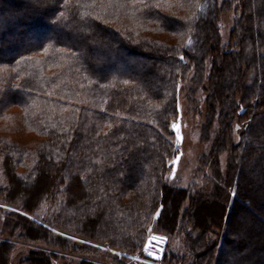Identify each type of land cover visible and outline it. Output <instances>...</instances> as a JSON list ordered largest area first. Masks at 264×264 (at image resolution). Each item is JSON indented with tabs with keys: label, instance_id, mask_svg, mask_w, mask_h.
Returning a JSON list of instances; mask_svg holds the SVG:
<instances>
[{
	"label": "trees",
	"instance_id": "16d2710c",
	"mask_svg": "<svg viewBox=\"0 0 264 264\" xmlns=\"http://www.w3.org/2000/svg\"><path fill=\"white\" fill-rule=\"evenodd\" d=\"M263 2L239 0L245 15L232 31L239 29L238 37L230 39L239 45L238 53L225 51L223 65L212 63L214 72L207 74L206 57L222 43L217 17H210L221 9L218 0H69L67 5L65 0H0V122H6L0 129V264H10L15 244L9 236L15 233L50 246L32 252L29 264H53L69 249L105 255L95 243L129 251L153 214L162 226L185 223L178 216V197L189 190L169 184L167 172L177 154L171 122L178 116V83L188 80L194 67L192 91L209 78V120L218 99L229 111L224 132L236 118L247 123L240 140L243 157L230 158L222 222L235 230L242 224L235 218L246 215L264 230ZM61 12L65 15L58 19ZM164 33L178 41L162 40ZM241 56L249 63L259 59L250 78ZM229 87H239V100ZM235 159L258 165L259 182L252 185ZM192 222L200 229L205 221L193 215ZM163 230L171 238L172 232ZM108 233L109 241L98 237ZM185 234L184 262L170 254L162 261L215 264V254L203 260ZM228 239L220 237L214 248L224 242L226 249ZM246 245L245 238L232 243L222 256Z\"/></svg>",
	"mask_w": 264,
	"mask_h": 264
},
{
	"label": "rangeland",
	"instance_id": "374dc122",
	"mask_svg": "<svg viewBox=\"0 0 264 264\" xmlns=\"http://www.w3.org/2000/svg\"><path fill=\"white\" fill-rule=\"evenodd\" d=\"M218 5L221 6L220 11L218 10V12H216V16L210 17H217L215 20L219 27L222 43L219 45L217 52L213 49L206 57L207 59L204 63L206 65L207 74L209 70L210 72L212 71V73L214 72L213 68L211 69L212 63H214V67L223 65L219 63V60H223L225 51H237L231 54V56L236 57L239 45L236 44L235 41L232 43L230 39L233 38V40H235L238 37L239 29L235 28L234 33H232V31L238 17L241 15L243 17L245 15V6L243 4L241 5L239 0H218ZM251 7L253 8L252 4ZM262 7H264V5ZM11 24L15 29V26H17L15 19ZM159 37L167 42L178 41L176 36L167 33ZM204 48H206L205 44ZM212 53L215 56L213 62ZM244 53L247 54L246 51ZM200 54L201 53L198 52L193 57L196 58ZM225 57H227V55H225ZM194 58L191 60L193 61ZM241 59L242 56L239 58L242 69H248L246 77L250 78V74L253 71L258 72V58H255V60L253 59V62L250 63L244 62V60L242 61ZM260 61H263V59H260ZM256 66L257 68L255 70ZM191 68H193V66ZM195 69L196 67L191 69L188 80L183 78V80H180L178 83V116L171 122V129L174 133L173 143L177 150V154L168 162L169 171L167 172L169 184L189 190L190 195H187L185 192L184 195L178 197V202L181 205L178 216L179 219L185 223L180 227L178 226V228H176V221L171 226H162V222L158 219L159 214H153L141 238L135 241V247L130 248L129 251L110 247L106 243H95L97 247H100L106 252L105 255L96 256L88 252L69 249L66 253L67 257L54 259L53 264H82L84 262H91V264H166L162 261L166 254H170L174 256V258H179V261L184 262V260H182V254L185 250L184 246L187 238L185 230H187L189 233L188 235L194 239L193 249L198 248V251H200L199 253H203L202 257L205 256V258H202L203 260L211 253L216 256L215 264H264L262 261L259 262V260H264V245L262 244L264 243V230L258 227L256 223L254 224L252 219H249L246 215H238L237 218H235V221L238 220L239 223H242L240 224L241 227L239 226L235 228V230L230 229L229 222L226 224L222 222L225 204L227 205L229 200V191L227 190L229 182H227V179L231 162L230 158L236 155V157H238L237 159H239L240 153H242L243 157L244 152H242V142H240V140L243 131L247 129V123L240 120V118H236L232 125H227L228 129L224 132L223 129L226 127V124L229 123V117L227 115L229 111L224 109V103L222 100L219 102L218 99H215L216 110L214 114L210 116L209 120L207 105V86L209 78L205 77L204 80L201 81V84L204 85L202 88L198 89L197 87V90L192 91L190 78L192 79L194 76ZM222 73L228 75L226 68ZM214 79L216 78L214 77ZM228 79L225 77V82H228ZM229 91L237 100L241 98L239 87L236 90L229 87ZM243 109L242 107L240 111H243ZM258 109L262 110V107ZM262 118H264V116H262ZM173 123L178 126L179 133L172 127ZM4 124L6 125L5 121L0 122V129L4 128ZM262 124L264 125V120ZM259 129H262V127H259ZM254 143L256 142L253 141V144ZM243 163H245L244 166ZM236 165L240 167V172L244 171L247 177L250 178L252 185L259 182L258 179L261 169L258 165L254 164L253 161L236 160ZM20 170L25 171L26 168H21ZM231 180H233V178ZM125 200H129V198ZM148 201L149 198L145 195L142 204H145V207H147ZM1 205L6 206L8 209L27 214L17 207L7 204ZM194 212L195 214H193ZM193 215H197L199 218L204 219V225L200 229H197V226L195 227L193 225ZM31 217L46 226L52 227L40 217H35L33 215H31ZM160 227L172 232L171 238L161 233ZM248 228H253L252 233L250 235H243V230H247ZM155 234L167 236L165 254L161 260H155L145 255L147 240L150 236L154 237L152 235ZM224 235L229 238L228 240L231 242L230 245H232V243H240L243 238L246 239L247 245L243 249L237 250V248H235V250H230L227 254L222 256V252L225 249V247H223L224 242L220 250L214 248V243L217 242L220 237H224ZM67 236L82 243H87L88 241L76 235L67 234ZM247 236L249 238H247ZM9 237L15 244L10 250V264H29L28 259L32 252H38L42 247H45V249L50 248L43 240L38 238H22L19 233L11 234ZM98 237L103 239L102 241H109L111 239L109 233L108 235H98ZM209 241L213 242L212 246L209 245ZM230 245H225V250L229 249ZM189 257L191 256L189 255ZM179 261L176 264H180Z\"/></svg>",
	"mask_w": 264,
	"mask_h": 264
},
{
	"label": "water",
	"instance_id": "95a60500",
	"mask_svg": "<svg viewBox=\"0 0 264 264\" xmlns=\"http://www.w3.org/2000/svg\"><path fill=\"white\" fill-rule=\"evenodd\" d=\"M158 237H161L163 239H165L167 241V236L165 235H161V234H155ZM147 247H152V248H156L158 251L156 250H150V252H148V256L151 258H154L156 260H161L163 258L164 252H165V247H166V242H161L157 239H152L149 238L147 243H146Z\"/></svg>",
	"mask_w": 264,
	"mask_h": 264
},
{
	"label": "snow or ice",
	"instance_id": "6c2138e0",
	"mask_svg": "<svg viewBox=\"0 0 264 264\" xmlns=\"http://www.w3.org/2000/svg\"><path fill=\"white\" fill-rule=\"evenodd\" d=\"M68 2H69V0H65V5H67ZM64 15H65V14H64L63 12H61V13L59 14L58 19H59V18H63ZM190 43H191V41L189 40V44H190ZM172 127L175 128V129L177 130V132L179 133V128H178V126H177L175 123H173ZM161 239H163V238H161Z\"/></svg>",
	"mask_w": 264,
	"mask_h": 264
}]
</instances>
